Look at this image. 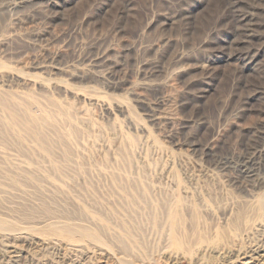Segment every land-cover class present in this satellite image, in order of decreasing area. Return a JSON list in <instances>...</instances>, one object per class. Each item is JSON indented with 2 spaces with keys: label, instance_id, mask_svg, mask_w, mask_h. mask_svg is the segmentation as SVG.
<instances>
[{
  "label": "rangeland",
  "instance_id": "obj_1",
  "mask_svg": "<svg viewBox=\"0 0 264 264\" xmlns=\"http://www.w3.org/2000/svg\"><path fill=\"white\" fill-rule=\"evenodd\" d=\"M229 1L28 0L23 4L15 1L14 5V0H0V96L3 98L0 107L18 106L14 115L7 109L0 112V134L4 133L7 140L4 144L0 135V151L13 148V152L7 153L18 156L15 151L21 144V150L16 151L19 156L26 157L27 152L34 151L36 155L30 154L32 158L39 155L47 159L37 146L33 149L41 138L36 136L42 134L46 139L40 141L52 143L53 147L57 144L54 149L48 146L51 154L52 149L53 154L57 150L54 157L60 158L65 149L68 152L74 149L72 154L76 149L74 154L79 157L76 159L83 157L84 164L90 161L91 164L106 155L121 160V172L136 171L138 168L132 169L130 163L134 159L147 164L146 168L141 166L145 171L157 173L167 168L171 178L185 186L211 182L223 192L244 196L233 184V172L214 168L205 156L208 151L205 147L211 143L218 144L217 151L229 158L246 152L257 153L260 174L264 171V151H261L264 149V50L258 49L253 59L246 58L235 23L238 17L244 16V22L252 18L258 33H262L264 12L250 0H240L237 10L228 9ZM261 5L264 7V3ZM252 10L258 13L250 17L247 13ZM29 100H35L43 115L48 113L46 116H51L49 120L54 122L49 121L50 128L42 126L38 132L44 131L35 136L21 123L4 124V120L29 118L26 113ZM58 109H66L62 111L64 115ZM81 117L93 118L92 125L83 130L79 125ZM70 129L75 135H71ZM56 130L61 137L57 138ZM26 131L31 135L28 133L25 138ZM67 132L70 140L65 137ZM12 136L14 139L9 138ZM59 138L67 140L65 144L76 141L77 147L68 143V148ZM117 148H122L119 155L121 151L117 152ZM27 157L31 156L27 154ZM124 157L130 158V164ZM73 165V170L79 169ZM115 167L104 164L105 170L97 172H115L118 169ZM66 170L69 169H65L67 174ZM7 194L0 190V201L8 208L5 212L8 221L15 224L4 233L16 236V232H26L31 238L39 237L34 231L44 234L45 230H36L35 226L38 220L47 218L43 206L38 207L36 201H32L34 208L26 206L29 202H19L20 194L15 190ZM55 198H52L53 207L62 204L59 199L63 197ZM28 210L35 212V217ZM257 238L254 244H264V237ZM11 243H14L12 238ZM15 244L22 248V257L10 258L5 249H0V264H61L50 251L41 257L31 247L21 242Z\"/></svg>",
  "mask_w": 264,
  "mask_h": 264
},
{
  "label": "bare ground",
  "instance_id": "obj_2",
  "mask_svg": "<svg viewBox=\"0 0 264 264\" xmlns=\"http://www.w3.org/2000/svg\"><path fill=\"white\" fill-rule=\"evenodd\" d=\"M15 1H18V4H23L27 3L26 1L28 0H14V5L17 4ZM250 1L252 5L256 4V8L264 12V7L261 5L264 3V0ZM229 2L227 8L236 9L240 0H230ZM251 12L252 13H247L250 17L252 14L258 13L254 12V10ZM244 20V16L242 19L238 17L235 20L237 25L236 29L241 36L240 44L246 49L245 57L253 59V57L257 55L256 52L258 49L262 48V50H264V31L258 33V27H256L257 25L252 18L248 19L247 22H244ZM259 24L260 22L258 26ZM258 42L259 45L254 47ZM11 94L9 93V95ZM6 95L8 94L6 93ZM35 95L36 94H34V96ZM41 98L43 99V97ZM2 99L3 98L0 96L1 103ZM11 100L10 102H12ZM28 102H25L28 103L27 107L24 102L23 105L26 107V113L29 118L23 119L20 117L17 118L18 120L16 119L17 121H12V119H10V121L4 120V124L21 123L29 129H27L28 131H31V134L33 133L35 136V134L38 133L39 135L41 131H44L41 130L38 132L42 126L46 125L50 128V124L48 123L51 121V119L49 120L51 116L47 117L46 115H48V113L46 112L43 115V111L35 100L32 102L29 100ZM17 103L18 102H16V104ZM9 104L8 106H10ZM13 105L14 102L12 103V106ZM14 107H10L11 109H9L5 107V105L1 106L0 112L7 109V112H12L14 115L17 113L16 108L18 106H16L15 109ZM52 107L54 108V106ZM43 110L45 111V109ZM63 110L59 111L62 113ZM64 111H66V109ZM21 112L23 113V109ZM73 112L75 111L73 110ZM63 113L62 115H64ZM5 114L7 113L4 112V119ZM73 114L74 113H72V116ZM53 118L56 119V117ZM92 119L90 117H81L79 125L84 130V128L92 125ZM74 120H72V122H74ZM52 123L54 124V122ZM52 123L51 125H53ZM69 124L70 123H68V125ZM55 125L58 126L57 124ZM19 126L21 127V125ZM26 128L24 127L23 129ZM71 129L68 130L70 133L75 127ZM51 130L48 131V133L51 132ZM28 131H26L27 136H25V138L31 135ZM64 132H66L65 128ZM57 133L58 130L55 131L57 138L61 137L57 135ZM72 134L75 135L74 132L71 133V135ZM0 135L4 137L5 134L1 133ZM41 135L42 134H40L39 137L36 136V138L41 137L38 139L39 141L45 138H42L43 136ZM52 135L54 136L53 133ZM65 137L68 138V140L71 139L68 132ZM1 138L2 137H0V139ZM9 138L14 139L13 136ZM78 138L80 137L78 136L77 140ZM3 139L5 144L7 140L5 137ZM18 139L20 138H17V140ZM44 140L43 142L38 141L33 149L37 146L36 149L42 150L43 153H45L44 157H48L47 159H43V157L39 155H37L35 159L32 158V155L33 157L34 154L36 155L34 151H30V153L27 152L31 157H27V154H25L26 157L24 154H22L23 156H19V151L18 153H16V151L19 149L21 150V148H19L21 144L15 151V154L18 156L12 155L14 153H7L8 151L10 152V150L13 152V148H10L13 147L11 145H9L10 147L8 146L10 150L7 152L3 151L6 149L0 151V190H5L6 194L11 193L12 190L19 192V202L23 200L26 203L29 202L28 205L25 204L26 206L30 205L31 207L32 201L39 202L38 207L43 206L42 210L47 216L44 221L40 219L35 223L36 225L34 224L36 230L46 231L44 234L39 233L40 231H38L37 234L34 231L39 237L31 238L30 234H26V232H16V236H12L4 232H7L8 226L10 228V226L15 223L11 225V220L8 221L7 214L5 213L6 211L8 212V208H5L6 206L0 201V249H5L7 254L11 256L10 258L18 259L22 257V248L19 247L20 249H18L15 244L16 242H21L23 245L31 247L32 250L41 257L44 252L50 251V253L56 256L57 262H61V264L65 262H68V264L69 262L73 264H166L165 262L168 263V261L169 264H264V244H254L255 240L259 239L257 237H264V171L260 174L261 168H259L260 165H258L257 153L246 152L229 158L227 155L217 151L218 144L211 143L205 147V151L206 149L208 150L205 152V156L207 157L209 165L220 170H230L233 172L234 176H231V178H233V184L237 185L244 194V196L240 195L239 197L231 195L229 193L230 191L223 192L220 189L221 187L214 186L211 182L204 185H200L199 182V185H197L195 182L193 186H185V183H183V185L178 181H174L167 168H163L157 173H153V171L150 172L148 169L145 171L142 170V167L147 164L143 165V162H135L134 159L130 161L132 164L131 168L138 169L131 172H121L122 170H119V168H122L121 160L119 158H107L105 157L106 155L103 158L93 160L91 164H89L91 161H88V164H84L83 157L77 160L79 157L74 154L76 149L73 154L71 152L74 149L71 152L65 149L66 152H63L60 159L58 156H53L56 150H54L53 154V149L57 146L55 143L56 140L54 139V143L56 144L55 147L52 146V143L48 145ZM12 141L13 140H11V142ZM34 141L36 140L34 139ZM60 141L63 140L60 139ZM60 141L58 140V143ZM65 142L63 145L68 148V143H71L72 147H77L76 141L66 144ZM130 143H128V145ZM48 146L53 148L51 150L52 154L48 151V148H50ZM132 146L133 148L135 147L134 144ZM14 147H17V145ZM24 147L26 149V146ZM58 149L61 150V148ZM129 149H131V146ZM121 150L119 148L117 152ZM261 151H264V149ZM121 153L122 151L119 152L118 155ZM131 156L130 158L132 159ZM124 158L128 159L129 157ZM130 158L128 160L125 159L127 163H129L128 161ZM59 159L62 161H59ZM121 159H123V157H121ZM134 162L136 165H134ZM72 164H74V168L79 169L73 170V168H71ZM104 164L106 166L110 165L112 168L116 166L118 169L116 167L115 169L121 173L116 172L117 170H115V172L104 173L105 175L101 174L103 173L102 171L97 172V170L103 168ZM87 165L88 167H86ZM65 169H69L66 171L71 173L68 174L67 172L66 174ZM184 180H186V178ZM190 181L191 180H189V182ZM250 184H252V187L249 186ZM53 196H56V198L57 196L63 197L59 199L62 204L60 203L57 207H55V205L53 207ZM6 202L7 201H5V203ZM32 207L34 208V206ZM21 208H24V206ZM10 210L12 211V209ZM25 210H27V208ZM28 211L35 217V212L31 213L34 211L33 209L32 211ZM13 213L14 211H12V214ZM28 216H26V218ZM27 219H25V221ZM30 219L31 218H29V220ZM15 220L16 219H14V221ZM25 221L22 223H24L27 229ZM19 222L20 221H18L17 224H19ZM22 231H25V229ZM11 238L14 243L9 244V239Z\"/></svg>",
  "mask_w": 264,
  "mask_h": 264
}]
</instances>
